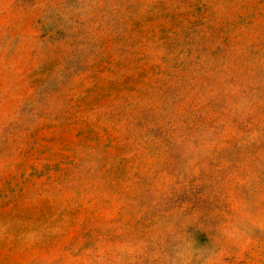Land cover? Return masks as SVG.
Returning a JSON list of instances; mask_svg holds the SVG:
<instances>
[{
  "label": "rangeland",
  "instance_id": "374dc122",
  "mask_svg": "<svg viewBox=\"0 0 264 264\" xmlns=\"http://www.w3.org/2000/svg\"><path fill=\"white\" fill-rule=\"evenodd\" d=\"M0 264H264V0H0Z\"/></svg>",
  "mask_w": 264,
  "mask_h": 264
}]
</instances>
